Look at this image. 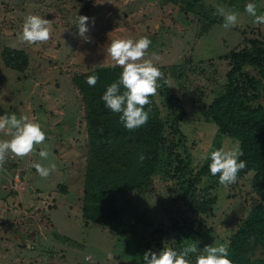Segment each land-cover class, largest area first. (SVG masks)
<instances>
[{
	"label": "rangeland",
	"instance_id": "1",
	"mask_svg": "<svg viewBox=\"0 0 264 264\" xmlns=\"http://www.w3.org/2000/svg\"><path fill=\"white\" fill-rule=\"evenodd\" d=\"M249 2L257 5L258 14L264 13V0H0V115L25 114L37 120L50 152L48 160L39 157V146L24 158L9 155L0 171V264H143L146 251L158 252L165 244L176 250L191 242H198L200 248L215 242L228 245L240 218L258 199L251 187L252 171L236 195L234 184L212 188L218 196L215 211L210 216L204 213L202 221L195 222L199 218L194 212H177L188 205L178 198L180 184L169 172H160L150 191L130 193L128 202L136 204L138 212L128 218L127 232L84 219L87 131L84 103L73 76L112 64L106 53L109 35L148 37V56L165 67L174 86L169 90L179 98L176 103L172 98L182 130L179 146L190 159L180 182L193 183L211 151L236 142L220 137L208 105L227 82L229 65L219 56L241 44L245 33L264 36V24H253L254 18L245 12ZM216 6L238 12L237 25L225 29L222 17L214 14ZM30 13L51 21L47 43L29 45L19 40ZM79 15L89 17L86 35L91 42L78 35ZM5 47L24 49L30 59L27 69L8 67L2 57ZM162 96L158 100L163 104ZM166 104L164 115L171 107ZM166 129L170 138L180 139L169 123ZM206 155L209 159L203 158ZM33 162L55 163L56 170L41 178ZM211 182L205 179L200 186ZM176 216L180 227L173 228ZM203 221L213 232L193 235L205 231L199 223Z\"/></svg>",
	"mask_w": 264,
	"mask_h": 264
},
{
	"label": "trees",
	"instance_id": "2",
	"mask_svg": "<svg viewBox=\"0 0 264 264\" xmlns=\"http://www.w3.org/2000/svg\"><path fill=\"white\" fill-rule=\"evenodd\" d=\"M2 57L8 67L21 71L27 69L30 62L29 54L19 48L5 47ZM219 59L228 62L227 82L224 90L209 103L208 115L218 126L220 137L234 138L227 137L239 142L244 152L240 159L247 162V167L238 174L233 194H237L243 178L252 171L251 187L258 196L228 239L229 257L233 264H264V36L251 37L245 33L242 43L221 54ZM110 65L96 66L73 76L84 103V128L87 131L82 197L84 219L121 233L127 232L128 218L138 212L137 205L130 206L128 202L130 193L150 191L160 172H169L180 184L178 198H182L188 208L177 212H194L199 218L195 222L202 221L204 213L213 214L218 196L212 188L220 183L219 175L213 176L209 170L210 159L196 172L193 183L180 182L190 159L179 146L182 136L179 131L182 130L175 110L179 98L164 85L163 80L158 81L162 86L156 96L150 97L153 103L148 122L135 130H128L120 122V114L107 108L102 100L107 86L116 82L122 72L120 67L112 68ZM159 68L166 78L165 67ZM90 75L99 77L95 86L87 83ZM161 93L163 104L169 102L168 107L171 106L166 115L162 102L158 100ZM172 98H175V103H172ZM166 123L174 134L180 135V139L169 137ZM140 154L145 157L142 162ZM205 179L212 182L200 186ZM60 186L67 190L65 184ZM173 217L172 212L171 219ZM183 218L186 224L187 215ZM178 223L179 216H176L173 228ZM199 223L205 231L197 230L193 235L213 232V228L205 227L204 221Z\"/></svg>",
	"mask_w": 264,
	"mask_h": 264
},
{
	"label": "clouds",
	"instance_id": "3",
	"mask_svg": "<svg viewBox=\"0 0 264 264\" xmlns=\"http://www.w3.org/2000/svg\"><path fill=\"white\" fill-rule=\"evenodd\" d=\"M245 12L253 17V24H264V13L258 14L257 5L249 2L245 5ZM216 15L223 19V27L230 29L238 23L239 13L224 6H216ZM89 17L79 15L75 25L78 26V35L86 42H91L86 35L89 28ZM21 42L32 44H45L51 39V21L38 14L30 13L25 16L22 32L18 34ZM151 40L146 36L138 39L112 38L106 46L107 57H111L110 67H120L122 72L116 82L107 86L102 96L107 108L119 113V120L128 130H135L145 125L151 112L150 97L157 95L162 86L158 81L163 80L164 85L174 87L172 82L164 77V73L148 56ZM99 79L90 75L87 83L95 86ZM147 107V110L146 109ZM46 133L42 125L28 115L5 113L0 115V171L9 155L15 158H24L31 155L40 147L38 152L41 160H48L50 152L44 146ZM244 155L239 142L231 146L224 145L210 152L209 170L213 176L219 175V183L225 187L237 182L238 174L247 167V162L240 159ZM140 154L139 160H144ZM204 159H209L206 155ZM32 167L41 178H47L56 170L55 163L47 166L40 162H33ZM193 257L194 260L190 259ZM85 260H91L86 256ZM143 264H233L229 257L228 246L223 243L206 245L203 248L198 242L186 244L181 250H176L167 244L160 251L148 250L143 254Z\"/></svg>",
	"mask_w": 264,
	"mask_h": 264
}]
</instances>
